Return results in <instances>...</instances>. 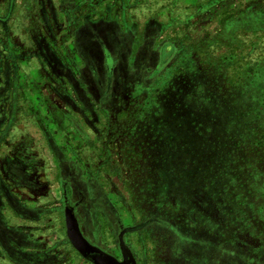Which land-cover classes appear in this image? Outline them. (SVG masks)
<instances>
[{
	"label": "rangeland",
	"instance_id": "obj_1",
	"mask_svg": "<svg viewBox=\"0 0 264 264\" xmlns=\"http://www.w3.org/2000/svg\"><path fill=\"white\" fill-rule=\"evenodd\" d=\"M0 123V166L35 177L14 191L35 220L2 212L26 244L3 235L0 264H91L69 184L118 259L264 264V0H0Z\"/></svg>",
	"mask_w": 264,
	"mask_h": 264
},
{
	"label": "trees",
	"instance_id": "obj_2",
	"mask_svg": "<svg viewBox=\"0 0 264 264\" xmlns=\"http://www.w3.org/2000/svg\"><path fill=\"white\" fill-rule=\"evenodd\" d=\"M160 53L161 62L164 61L166 64L169 59L174 56V47L172 44H161L160 45ZM105 60L111 61L109 53L105 50ZM164 58V59H163ZM166 58V59H165ZM169 58V59H168ZM168 59V60H167ZM109 71L111 70V66L108 67ZM107 70V71H108ZM1 127V123H0ZM7 134V126L0 131V142L5 139V135ZM29 162L26 161V158H22L19 155H13L8 159H4L1 162L0 166V246L2 248H6L7 243L2 239L3 235L14 236L11 237L10 246L11 247H20L22 248L26 243L22 242L18 235V230L16 227L7 226L4 223V218L2 216V212L4 209H10L13 215L19 218H25L34 221L35 218L31 216L35 212V209L27 207L24 203L21 202L14 194V189L25 188L30 191L32 190V186H34V175L30 172ZM26 228L24 226H18V229ZM31 245V244H30ZM23 256L20 258L22 259Z\"/></svg>",
	"mask_w": 264,
	"mask_h": 264
},
{
	"label": "water",
	"instance_id": "obj_3",
	"mask_svg": "<svg viewBox=\"0 0 264 264\" xmlns=\"http://www.w3.org/2000/svg\"><path fill=\"white\" fill-rule=\"evenodd\" d=\"M65 226L67 239L74 250L91 264H137L130 249L120 243L121 259L90 244L81 234L73 210L65 206Z\"/></svg>",
	"mask_w": 264,
	"mask_h": 264
},
{
	"label": "flooded vegetation",
	"instance_id": "obj_4",
	"mask_svg": "<svg viewBox=\"0 0 264 264\" xmlns=\"http://www.w3.org/2000/svg\"><path fill=\"white\" fill-rule=\"evenodd\" d=\"M70 190V193L67 192ZM74 192L73 188L70 186L66 187V189L63 190V194H62V197L64 198V205L67 206V207H70L72 208L73 210V214H74V217L76 218L77 220V223L79 225V229L81 231V234L82 236L92 245L94 246H97V244L94 242V241H89L87 238H86V235L84 234V224H82V221L80 220V218H78V216H82V218H86V217H90L92 220L95 219V210L94 209V206L95 204L92 206L91 203H88L89 201H86L85 200V197L82 196L81 194H79V197L75 200V201H71L70 200V197H71V194ZM126 230H129V228H123L122 231L125 232ZM98 247V246H97ZM100 248V247H99ZM101 249V248H100Z\"/></svg>",
	"mask_w": 264,
	"mask_h": 264
},
{
	"label": "crops",
	"instance_id": "obj_5",
	"mask_svg": "<svg viewBox=\"0 0 264 264\" xmlns=\"http://www.w3.org/2000/svg\"><path fill=\"white\" fill-rule=\"evenodd\" d=\"M18 126V125H17ZM21 129H22V127H21ZM16 131H17V128H16ZM17 133H18V135L17 136H19V134H20V130L19 131H17ZM9 157H11V156H9ZM9 157H6L7 159L9 158ZM5 158V159H6ZM21 188H18V189H14V190H17V191H19ZM20 192V191H19ZM13 194L16 196V194H15V192H13ZM17 197V196H16ZM19 197H21V195H19ZM19 197H17V198H19ZM21 199V198H20ZM4 210H6V209H4ZM24 223H28V222H26V221H23ZM30 223V222H29Z\"/></svg>",
	"mask_w": 264,
	"mask_h": 264
}]
</instances>
